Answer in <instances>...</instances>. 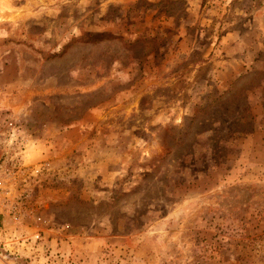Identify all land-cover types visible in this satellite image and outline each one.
Instances as JSON below:
<instances>
[{
	"label": "rangeland",
	"instance_id": "rangeland-1",
	"mask_svg": "<svg viewBox=\"0 0 264 264\" xmlns=\"http://www.w3.org/2000/svg\"><path fill=\"white\" fill-rule=\"evenodd\" d=\"M13 132L0 264H264V0H0Z\"/></svg>",
	"mask_w": 264,
	"mask_h": 264
},
{
	"label": "built area",
	"instance_id": "built-area-1",
	"mask_svg": "<svg viewBox=\"0 0 264 264\" xmlns=\"http://www.w3.org/2000/svg\"><path fill=\"white\" fill-rule=\"evenodd\" d=\"M27 147L28 144H21L14 132L7 135L0 133V197L5 202L14 203L17 200L16 177H19V174L23 182V191L26 193L32 172H36V168L33 169L29 163L25 162V148Z\"/></svg>",
	"mask_w": 264,
	"mask_h": 264
}]
</instances>
